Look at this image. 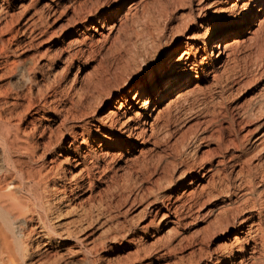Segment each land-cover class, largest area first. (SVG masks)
<instances>
[{
	"label": "rangeland",
	"instance_id": "obj_1",
	"mask_svg": "<svg viewBox=\"0 0 264 264\" xmlns=\"http://www.w3.org/2000/svg\"><path fill=\"white\" fill-rule=\"evenodd\" d=\"M172 1L0 0V105L5 106L7 103L6 105L11 106V102L18 101L20 105L16 110L21 112L26 108L29 95L37 104L41 102V97L51 100V105L62 98L68 107L73 106L76 101H82L85 109H89V112L92 110L90 115L103 118L112 103L102 101L99 97L94 84L98 76L122 77L121 66L131 47L130 34L133 37L137 17L139 21H161V25L165 27L163 37L157 43L156 52L148 60L159 62L162 52L177 49L169 61H175L186 53L200 71L191 74V81L185 86L188 87L180 90L183 94L172 105L170 114L165 108L168 101L160 103L159 107L164 111L162 110L163 116L156 121L155 137L151 136L145 145L137 140L133 148H124L122 153L115 151L116 153L110 154L108 160H113V163L110 161L113 164L112 173L117 175L114 182L109 181L108 185L98 181L95 186H90L87 177L80 178L78 175L82 165L74 167L70 161H63L65 172L55 182L57 186L66 183L67 194L72 200L70 204H74L75 217L82 212L84 206L85 209L91 208L103 201L109 207L113 221L96 226L92 238L98 240L105 237L104 231L109 226L113 227V231L120 229L124 236L122 238L120 235L116 241L108 238L106 247H100L99 257L106 263L206 264L213 259L209 264H245L246 261L239 262L240 257L226 256L222 257L220 263L214 262L215 255L225 254L226 245L229 246L234 241L237 225L231 224L225 230L212 225V220L217 205L229 202L230 198L241 202L249 195L252 185L264 188V180H261L264 179V11L257 13V19L247 31L229 36L223 41L222 46L226 45V50L224 47L222 50L226 53L220 64L216 65L212 63L210 36L218 30L238 29L241 19L236 18L231 7L237 3L236 10L240 12L245 1L229 0L224 3V0H209L208 6L199 15L197 8L204 0ZM249 6L256 12L261 9L262 2L250 3ZM212 11H215L213 21ZM112 12L115 13L113 21L107 23L115 26L109 31L102 28L101 23L96 20L100 15L107 20ZM177 25L181 26L180 30L176 29ZM150 28L154 31L153 26ZM216 51L218 49L215 53ZM179 62L178 60L177 63ZM15 64L21 67L15 68ZM179 66L184 65L179 63ZM22 69H25L23 74ZM149 73L151 76L154 74L152 69ZM89 80H92V84ZM177 89L173 90L171 98L176 97ZM157 94L152 104L156 102ZM113 99H118V92H115ZM150 113H153L152 107L148 111ZM156 114L157 111L153 116ZM55 118L53 109H32L23 119L28 131L33 127L30 120H34L37 126L38 131L32 138L38 139L41 144L39 151L44 155L46 166L57 154H62L59 156L61 160L66 156L64 151H60L59 139L63 137V145L71 139L60 120H53ZM14 119L13 122L19 121L16 120L17 117ZM152 121L153 118H148V134L151 133ZM69 123L78 124L74 121ZM48 141L55 144L51 151L46 150L45 144ZM99 142L100 138L93 144L95 148H99ZM147 157L151 160L150 174L141 172ZM195 157L205 159L202 161L205 170L209 167L210 159L221 169L214 176L218 194L214 193L215 188L207 184L208 179L211 180L210 172L207 171L208 177L188 185L192 176H197L196 180L203 171L196 167L189 169L190 171L187 169L188 172L185 173L181 162H191ZM163 163L169 165L166 171L156 169L157 165ZM73 175L75 178H72ZM222 176H225L224 182H221ZM249 180L255 183L250 185ZM76 181L79 187L70 192V185ZM244 181L249 183L245 184ZM228 184L231 185L230 193L227 192L230 191ZM140 190L141 195L135 198ZM185 190L187 192L183 193ZM242 190H246L248 194ZM193 191L202 194L199 195L201 207L197 205L194 206L195 209L189 207L190 192ZM209 192L215 194L213 198ZM256 194L255 198L259 193ZM262 195L264 197V189ZM170 201L179 205L176 213L166 207ZM262 207L260 215L254 211L249 224L257 222L255 225L258 227L261 221L262 226L258 231L264 234ZM248 211L251 212L252 209L246 212L244 210L236 217L239 218ZM258 216L261 217L260 220ZM236 217L231 220L236 221ZM249 233H239V236L246 237ZM249 242L251 244L248 249L251 250L254 242ZM85 243H78V256L75 259L87 254L89 244ZM262 247V250L255 252L256 255L264 256V245ZM70 258L72 257L67 260ZM250 259L251 257L248 264L252 262Z\"/></svg>",
	"mask_w": 264,
	"mask_h": 264
},
{
	"label": "bare ground",
	"instance_id": "obj_2",
	"mask_svg": "<svg viewBox=\"0 0 264 264\" xmlns=\"http://www.w3.org/2000/svg\"><path fill=\"white\" fill-rule=\"evenodd\" d=\"M173 1L180 2L183 0ZM228 1L229 0H224V3H227ZM238 1H245L242 5L243 10L240 12L236 10L235 5L237 3H234L231 7V11L236 15V18L241 19L237 26L238 29L218 30L210 36L209 46L212 47L211 53L213 55V64H220L226 53L223 51L224 49L226 50V45L222 46L223 41L229 36L242 34L247 31L257 19V13H262L264 11V0ZM255 2H262V7L260 10L253 12L249 4ZM208 3L209 0H204L199 4L197 8L198 15L204 12ZM133 5L134 3L131 6ZM164 9L167 8L165 7ZM91 13L93 14L94 12ZM160 13L165 14L166 11L165 13ZM214 13L215 11L211 12L212 21L215 19ZM114 16L115 13L112 12L110 16L107 17V20H104L103 16L100 15L96 22L101 23L102 28L111 31L115 25L109 22L107 23V21H113ZM138 18L139 17L134 21L136 26L133 37L130 34L129 42H131V45H129L131 47L128 48V55L126 54L127 56L124 58L121 66V72H123L122 77L120 76L121 78L118 79L117 76L99 75L96 83L93 82L101 100H107L110 104L112 103V106H110V109L106 112L103 118H96L95 116H92L93 114L90 115L92 110L89 112V109H85L82 101L78 103H76V101L73 104L75 107L73 109L70 108L73 107L71 104L69 107L68 105L66 106L63 103L62 98L59 99L58 102L55 101V98L54 102L56 103L51 105V100H48L46 97H41V102L37 104L31 98V95H29L27 105H25L26 108L21 112L16 110L20 105L18 101L9 102L11 106L6 105L7 103L5 106L0 105V264H111L110 262L106 263L99 257V251L101 250L100 247H106L105 244L107 243L108 238L113 241H116L120 235L123 238L124 233H121V231H119L120 229L113 231L111 230L113 227L109 226L104 231V235H106L105 237H101V239L98 240L92 238L93 230L96 226L106 225L113 221L109 212L110 209L107 205L103 204L102 201L99 205L95 204L97 206L91 208L85 209L84 206L82 212L80 211L81 213L78 214V216H74L76 215L74 213V204H70L72 200L67 194L66 183L57 186V182H55L56 178H62V175L65 172L62 166L63 161L68 163L69 161L72 162L74 167H80L82 165L83 168L79 170L78 175L80 178L87 177L90 186H95L98 181L105 184L109 181L114 182L117 175L116 173L113 174L114 172L112 173L113 160H110L112 163L108 160L110 154L115 151L117 153H122L124 148H127V150L133 148L135 141L137 140H141V144L145 145L148 139L151 136L153 137L157 131V119L163 116V108L159 107L160 103L166 100L168 101L165 108L168 110V114H170L172 105L176 103L178 98L183 94L180 90L183 87H188L185 86L191 81V74L200 71L197 64L192 62L190 56L186 53L180 55L175 61H169L177 49L174 51L167 50L162 52L159 56V62L157 60H148V57L156 52L157 43L161 41L165 27L161 25V21H139ZM148 19L151 18L149 17ZM150 26H153L154 31L150 30L152 29ZM176 29L180 30L181 26L177 25ZM222 47H224L223 50ZM217 49L218 51L215 53V50ZM178 60L180 61L179 63H183L184 66H179V63H177ZM17 64L14 65L15 68L20 66ZM151 69L154 73L152 76L149 73ZM213 71L216 72V69ZM24 72L25 69H22V74ZM92 80H89L90 83ZM94 84L92 86H94ZM176 88H178L175 92L176 97L173 99L171 98V95ZM115 92H118V99L116 100L113 99ZM55 94L56 93H54V95ZM156 94L158 95V98L156 99V102L152 104ZM66 96H68V94ZM151 107L153 113L157 111L155 116H153V113L148 114ZM32 109L44 111L53 109L56 117L53 120H60V124L65 127L66 133L71 137V139L64 145L63 137L59 139L58 144L60 151H64L66 156L61 160L59 156H62V154H57L56 158L49 160L48 166H46V162L43 160L44 155L40 154L39 151L41 144L37 141L38 139L34 140L32 138L38 131L34 120H30L33 125L32 130L29 129L28 131L26 129L27 127L24 126L25 122L23 119ZM169 116L170 115H168V117ZM15 117H17L16 120L19 121L13 122ZM148 118H153V121L150 122V134H148L149 128L146 127L148 124ZM163 118L165 119V117ZM166 120L168 121L167 118ZM70 121L77 122L78 124L69 123ZM165 125L168 124L166 123ZM41 137H43V134ZM99 138L101 139V142L97 145L99 148H95L93 144H95ZM53 144L51 141L46 142L45 146L47 149L46 147L45 149L48 151L53 150L55 145ZM111 159H113V157ZM145 160V165L141 172H148L150 174L152 173L149 167L151 160L148 157L145 158ZM207 160H209V158ZM202 161H205V159L195 157L191 162L186 160L181 162L182 167H185V173L188 172L187 169L192 170L196 167L200 169V171H203V174L196 180L195 177L197 178V176H192L188 185L195 184V181L197 180L200 181L205 179L204 177L209 176L207 172H210L211 180L208 179L207 184L213 188H217L214 176L219 174L221 169H219L217 164L214 163L213 159H210L209 167L205 170L203 165L204 162ZM220 161L221 160H219V162ZM219 162L217 163L219 164ZM168 166L167 163H163L160 166L157 165L156 169L159 168L162 171H166ZM256 170H258L257 167ZM259 171H256V173ZM241 173L243 174V171ZM262 174L264 175V173ZM223 177L225 176H222L221 182H224L225 180V178L223 180ZM72 178H75V176L73 175ZM242 178L245 180L244 177ZM248 178L250 177L248 176ZM244 182L247 184L248 181ZM252 182L254 181L251 180L250 185H252ZM243 184L242 186L244 187L245 185ZM221 186L224 187L225 185ZM230 186V191L226 190L228 193L231 192ZM77 187H79V185L76 181L74 184L70 185V192H73V189ZM216 188V192L214 193H217L218 189ZM239 189H242V187ZM239 189L236 191H239ZM263 189L256 188L252 185L251 190L248 191L249 195H246L244 199L243 196L241 202H237L238 200H232L230 198V201L227 203H223L222 205L216 204L217 207L214 209L216 214L213 217L212 225L226 230L225 227L228 228L233 224L237 225V228L234 241H231V243L229 242V246L225 244L227 248L224 245V248H226L225 254L221 255L222 253H219V255H215V263H220L223 260L222 257L226 256L230 258L240 257L241 260L239 262L246 261L245 264L249 263L248 259L251 257L250 260H252V262L250 264H264V256L261 254L256 255L255 253L256 251L262 250V246L264 245V234L258 231L260 225L262 226L261 221H259L260 224L258 227L255 225L257 222H255V224H253L254 222L249 224L250 219L254 216V211H257L259 215L262 211L261 207L264 205V197L262 195ZM141 190L135 194V198H137L138 195H141ZM242 191L245 193L246 190ZM186 192L187 190L183 193ZM256 192L259 194L258 197L255 198L254 195ZM190 193L189 198L191 199L189 207L194 208V206L201 203L200 196H202V194L200 195L196 191ZM210 193L211 192H209V194ZM246 194H248L247 191ZM214 195L215 194L212 193L210 194V197L213 198ZM229 195L231 194H228V196ZM203 200L206 201L205 199ZM207 200H209V198ZM175 201L167 202L168 204L166 205L168 210L172 213H176L178 210L177 207L179 205H177ZM186 202L188 201L186 200ZM183 203L185 204V200H183ZM199 206L201 207V205ZM189 207H187V209L191 212ZM248 208L252 209V211H248L247 214L245 213L239 218L236 217L239 216L238 214L241 212H244V210L245 212L249 210ZM214 210L211 214H213ZM234 216L238 218L236 221L235 219H232L234 221L231 220V218H235ZM260 218L261 217H259V220ZM245 228H247V230H243ZM223 229L222 231H225ZM245 232L250 233L246 237L239 236V233ZM251 240L254 244L251 246V250H249L248 245L251 244L249 242ZM80 242H86L89 244L88 251L83 257L81 256V258L79 257L78 259H75V257L78 256L76 248ZM38 256L40 257L38 258ZM69 257L72 258L67 260ZM212 260L213 259H210V262Z\"/></svg>",
	"mask_w": 264,
	"mask_h": 264
}]
</instances>
